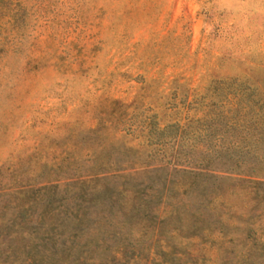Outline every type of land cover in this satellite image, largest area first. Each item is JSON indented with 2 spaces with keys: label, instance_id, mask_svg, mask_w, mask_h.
Segmentation results:
<instances>
[{
  "label": "rangeland",
  "instance_id": "1",
  "mask_svg": "<svg viewBox=\"0 0 264 264\" xmlns=\"http://www.w3.org/2000/svg\"><path fill=\"white\" fill-rule=\"evenodd\" d=\"M256 180L264 0H0V221L83 195L130 264H264Z\"/></svg>",
  "mask_w": 264,
  "mask_h": 264
},
{
  "label": "trees",
  "instance_id": "2",
  "mask_svg": "<svg viewBox=\"0 0 264 264\" xmlns=\"http://www.w3.org/2000/svg\"><path fill=\"white\" fill-rule=\"evenodd\" d=\"M196 175L205 176L202 172ZM254 183L264 185V181L256 180ZM59 187L57 184L55 188ZM168 190V182L164 180L162 189L159 188L161 199L167 197ZM36 191L28 189L26 193ZM79 197L83 202L76 204L78 209L75 212L62 213L54 209L50 216H47V211L35 216L31 213L32 204H28L21 206L12 218L0 221V264H98L100 254L107 255V262L112 264H130V258L136 257V248L126 242L129 236L111 221L107 224L110 229L89 227L91 216L84 207V196ZM49 206L52 202L46 205ZM139 207L134 205L131 210L139 213ZM198 223L196 219L194 225L197 228H193L192 236L198 235ZM161 224L160 221L154 227L157 234L161 231ZM112 238L116 240L114 244L110 242ZM260 252H264V242L255 240L245 247L244 256L251 258Z\"/></svg>",
  "mask_w": 264,
  "mask_h": 264
}]
</instances>
